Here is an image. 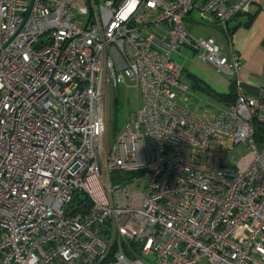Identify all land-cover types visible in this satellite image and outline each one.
Returning a JSON list of instances; mask_svg holds the SVG:
<instances>
[{"label": "built area", "instance_id": "obj_1", "mask_svg": "<svg viewBox=\"0 0 264 264\" xmlns=\"http://www.w3.org/2000/svg\"><path fill=\"white\" fill-rule=\"evenodd\" d=\"M30 2L0 0V264H264V94L228 26L264 0ZM184 49L232 104H179ZM107 89L140 99L112 146Z\"/></svg>", "mask_w": 264, "mask_h": 264}, {"label": "rangeland", "instance_id": "obj_2", "mask_svg": "<svg viewBox=\"0 0 264 264\" xmlns=\"http://www.w3.org/2000/svg\"><path fill=\"white\" fill-rule=\"evenodd\" d=\"M102 0H96L100 3ZM194 19H188L186 24L189 30L196 36L213 35L220 37L217 29L214 26L206 25L203 22L196 20L195 12L191 14ZM221 38V37H220ZM173 59L176 63L184 68L185 84L189 87L191 94L178 92L181 99L188 96V102L179 101V104L187 109L201 114L204 109L211 107L208 103L217 106H226L216 98L209 95L203 89L195 86V83L207 84L218 91H226L227 86L222 82V79H227L223 73H217L214 67L209 63L200 61L194 52L189 49L182 50V54H173ZM140 107V99L138 92L133 89L129 90L127 99L120 100L116 90L107 89L105 91V135L104 141L107 145L112 146L123 126L129 122L133 114ZM240 151L245 152V148L240 146ZM226 159L229 164L235 167V161L231 153L226 154Z\"/></svg>", "mask_w": 264, "mask_h": 264}, {"label": "crops", "instance_id": "obj_3", "mask_svg": "<svg viewBox=\"0 0 264 264\" xmlns=\"http://www.w3.org/2000/svg\"><path fill=\"white\" fill-rule=\"evenodd\" d=\"M233 49L242 62V87L248 94H264V10L253 7L248 14L228 22ZM227 86L228 79H222ZM226 88V89H227Z\"/></svg>", "mask_w": 264, "mask_h": 264}, {"label": "trees", "instance_id": "obj_4", "mask_svg": "<svg viewBox=\"0 0 264 264\" xmlns=\"http://www.w3.org/2000/svg\"><path fill=\"white\" fill-rule=\"evenodd\" d=\"M240 15H242V14H240ZM229 30L231 32L230 28H229ZM195 86L205 89L209 93V95L216 98L217 100L222 102L224 105H230L235 100L236 88H235V83L233 82V80L229 81L228 88L226 91H218V90L214 89L213 87H211L210 85L202 84V83H195ZM261 136L262 135L257 133V138H261ZM79 200H82V198H79Z\"/></svg>", "mask_w": 264, "mask_h": 264}, {"label": "water", "instance_id": "obj_5", "mask_svg": "<svg viewBox=\"0 0 264 264\" xmlns=\"http://www.w3.org/2000/svg\"><path fill=\"white\" fill-rule=\"evenodd\" d=\"M31 4H32V0H31V2H30V6H31Z\"/></svg>", "mask_w": 264, "mask_h": 264}]
</instances>
